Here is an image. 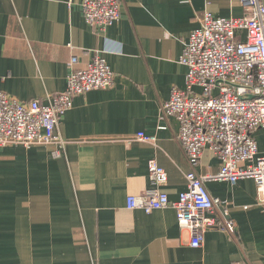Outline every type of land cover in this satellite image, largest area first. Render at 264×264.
Instances as JSON below:
<instances>
[{
  "label": "crops",
  "instance_id": "crops-1",
  "mask_svg": "<svg viewBox=\"0 0 264 264\" xmlns=\"http://www.w3.org/2000/svg\"><path fill=\"white\" fill-rule=\"evenodd\" d=\"M120 1V20L100 33L83 19L81 0H0L1 92L18 101L63 92L73 57V68L84 69L101 54L114 73L109 88L73 97L59 119L63 149L0 148V264H264V205L251 178L205 181L219 200L216 212L234 229L213 227L196 248L173 208L125 206L127 196L152 188V158L167 172L160 189L171 201L186 190L191 167L176 137L179 123L158 120L160 107L174 87H185L178 59L203 13L238 18L242 5ZM141 131L155 144L133 140ZM252 135L264 156V128ZM219 166L205 148L194 171L211 175Z\"/></svg>",
  "mask_w": 264,
  "mask_h": 264
},
{
  "label": "built area",
  "instance_id": "built-area-1",
  "mask_svg": "<svg viewBox=\"0 0 264 264\" xmlns=\"http://www.w3.org/2000/svg\"><path fill=\"white\" fill-rule=\"evenodd\" d=\"M239 2L244 13L238 18L203 13L178 59L187 70L185 87H174L160 107L158 120L172 117L179 123L176 137L191 167L185 174L186 190L171 201L160 189L168 180L167 172L152 158L147 164L152 188L142 196L126 198L127 208L146 213L173 208L176 223L190 232L192 248L200 247L203 234L213 227L219 225L228 233L234 229L225 212H216L219 200L209 194L205 181L234 185L251 178L257 186V200L264 205V156H258L252 135L264 128V4L262 0ZM120 6V0H81L83 19L100 33L120 20ZM75 62L73 57L65 90L46 96L44 101H18L0 91V148L57 144L63 149L59 119L72 108L73 97L105 90L114 81L101 54L94 55L84 69H74ZM132 138L150 144L157 139L143 131ZM205 148L220 160L216 174L202 176L194 171Z\"/></svg>",
  "mask_w": 264,
  "mask_h": 264
},
{
  "label": "rangeland",
  "instance_id": "rangeland-1",
  "mask_svg": "<svg viewBox=\"0 0 264 264\" xmlns=\"http://www.w3.org/2000/svg\"><path fill=\"white\" fill-rule=\"evenodd\" d=\"M197 91H199V90L197 89Z\"/></svg>",
  "mask_w": 264,
  "mask_h": 264
}]
</instances>
